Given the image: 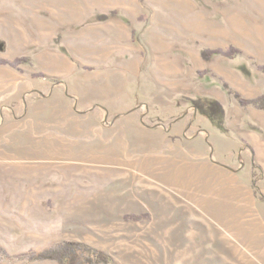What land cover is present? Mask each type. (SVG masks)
<instances>
[{"label": "rangeland", "instance_id": "obj_1", "mask_svg": "<svg viewBox=\"0 0 264 264\" xmlns=\"http://www.w3.org/2000/svg\"><path fill=\"white\" fill-rule=\"evenodd\" d=\"M263 94L264 0H0V263L264 264Z\"/></svg>", "mask_w": 264, "mask_h": 264}, {"label": "trees", "instance_id": "obj_2", "mask_svg": "<svg viewBox=\"0 0 264 264\" xmlns=\"http://www.w3.org/2000/svg\"><path fill=\"white\" fill-rule=\"evenodd\" d=\"M231 50L232 48L230 51ZM221 52V49L213 48L210 50L203 49L201 54L203 57L209 58L211 55L220 54ZM241 102L252 105H259L261 103L264 104V94L249 101H244L241 99ZM207 112L212 118H218L219 122H222L223 110L217 102L211 104L207 109ZM37 259H56L59 264H108L110 261L109 256L102 251L77 241L61 242L52 248L43 250L39 253H34L33 255L29 256L27 260Z\"/></svg>", "mask_w": 264, "mask_h": 264}, {"label": "bare ground", "instance_id": "obj_3", "mask_svg": "<svg viewBox=\"0 0 264 264\" xmlns=\"http://www.w3.org/2000/svg\"><path fill=\"white\" fill-rule=\"evenodd\" d=\"M207 198H209V197H205V201H207ZM205 201L201 200L200 202H203L204 203Z\"/></svg>", "mask_w": 264, "mask_h": 264}]
</instances>
